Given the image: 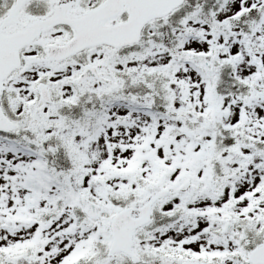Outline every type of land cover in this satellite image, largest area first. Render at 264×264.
I'll return each mask as SVG.
<instances>
[{
	"label": "snow or ice",
	"instance_id": "snow-or-ice-1",
	"mask_svg": "<svg viewBox=\"0 0 264 264\" xmlns=\"http://www.w3.org/2000/svg\"><path fill=\"white\" fill-rule=\"evenodd\" d=\"M0 264H264V0H0Z\"/></svg>",
	"mask_w": 264,
	"mask_h": 264
}]
</instances>
